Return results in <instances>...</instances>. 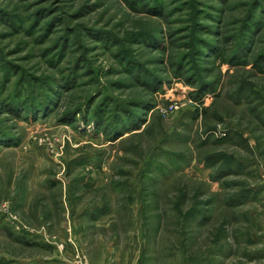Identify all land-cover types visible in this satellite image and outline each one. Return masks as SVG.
I'll return each instance as SVG.
<instances>
[{
  "label": "rangeland",
  "instance_id": "obj_1",
  "mask_svg": "<svg viewBox=\"0 0 264 264\" xmlns=\"http://www.w3.org/2000/svg\"><path fill=\"white\" fill-rule=\"evenodd\" d=\"M101 240L264 264V0H0V264Z\"/></svg>",
  "mask_w": 264,
  "mask_h": 264
},
{
  "label": "crops",
  "instance_id": "obj_2",
  "mask_svg": "<svg viewBox=\"0 0 264 264\" xmlns=\"http://www.w3.org/2000/svg\"><path fill=\"white\" fill-rule=\"evenodd\" d=\"M96 211H94V213L91 215V224L92 226H94L96 229L99 228H106L108 227V224L106 223L105 219H101L104 215H106V210H103L102 208L100 209H95ZM102 240L100 242V246L98 248V253L97 256L94 258V256L92 257L91 254L86 253L88 256H90L91 258V263L92 264H110L112 261V259L114 258L111 254L112 252H110V248L108 247H104L102 248ZM103 249V250H101ZM83 251V250H82ZM84 252V251H83ZM88 252V251H87ZM43 264H52L51 262H46Z\"/></svg>",
  "mask_w": 264,
  "mask_h": 264
},
{
  "label": "trees",
  "instance_id": "obj_3",
  "mask_svg": "<svg viewBox=\"0 0 264 264\" xmlns=\"http://www.w3.org/2000/svg\"><path fill=\"white\" fill-rule=\"evenodd\" d=\"M252 20V19H251ZM250 26H249V23H247L246 25H245V32H244V36H243V39H242V41H241V44L242 43H244L245 42V34H247L249 31H250ZM139 76V81H145L146 82V84H148V86H151V84H154L153 83V79H147V78H142V76L140 77V75H138ZM143 79V80H142ZM52 92V91H51ZM42 104V105H41ZM41 104H39V105H27V103L25 104V105H27L26 107H24L26 110H28V112H30V113H32V114H34L35 112H37V111H41V109L43 108L44 109V102L43 103H41ZM133 119H135L133 116H131V120L133 121Z\"/></svg>",
  "mask_w": 264,
  "mask_h": 264
},
{
  "label": "built area",
  "instance_id": "obj_4",
  "mask_svg": "<svg viewBox=\"0 0 264 264\" xmlns=\"http://www.w3.org/2000/svg\"><path fill=\"white\" fill-rule=\"evenodd\" d=\"M81 264V263H80Z\"/></svg>",
  "mask_w": 264,
  "mask_h": 264
}]
</instances>
